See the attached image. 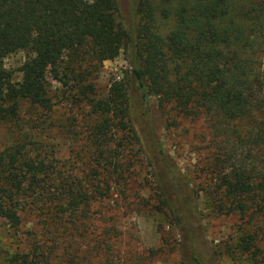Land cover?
I'll use <instances>...</instances> for the list:
<instances>
[{"label":"trees","instance_id":"16d2710c","mask_svg":"<svg viewBox=\"0 0 264 264\" xmlns=\"http://www.w3.org/2000/svg\"><path fill=\"white\" fill-rule=\"evenodd\" d=\"M129 1L126 27L119 19L118 0H0V125L23 129L0 149V218L14 230L27 217L35 218L42 223V235L48 236L46 243L34 242L21 257H10L9 264H50L62 235L72 238L75 232L96 229L93 220L103 213L93 205H109L115 191H123L138 156L159 173L161 197L172 189L169 194L178 201V212L172 213L181 226H188L180 264H213L215 246L210 243L205 249L199 237L200 250L189 239L202 229L189 181L167 153L151 149L154 135L148 131L145 103L150 92L183 116H220L222 122L211 132L214 138L219 137L218 126L227 134L223 122L235 121V159L246 146L256 156L252 168L241 163L231 178L220 180L225 188L221 203L241 216L264 220V67L255 60L264 34V0ZM118 50L127 53L130 69L98 95L93 74L99 57ZM14 52L25 54L16 82L4 66ZM46 74L69 85L55 103ZM138 91L145 108L141 123L133 103ZM62 100L77 110L88 109L83 131L76 127L75 113L57 114L55 106ZM23 102L31 107L23 110ZM33 110L38 114H29ZM55 124L73 141L67 157L58 156L51 144ZM244 125L249 128L243 130ZM243 150L242 159L247 156ZM112 234H119L116 226L102 229L85 253L99 256L101 264H120L117 251H110ZM255 237L241 236L244 253L251 252ZM71 243L63 247L69 261ZM85 262L92 264L88 256ZM0 264H5L1 249Z\"/></svg>","mask_w":264,"mask_h":264},{"label":"rangeland","instance_id":"374dc122","mask_svg":"<svg viewBox=\"0 0 264 264\" xmlns=\"http://www.w3.org/2000/svg\"><path fill=\"white\" fill-rule=\"evenodd\" d=\"M91 2L92 0H86ZM120 21L126 27L130 20V1L118 0ZM97 73L93 74L96 94L104 95L111 83L123 79V76L130 69L127 61V53L123 50L102 55L99 57ZM255 60L264 67V34L262 38L261 51L256 54ZM25 61L23 52L10 53L4 59V66L12 73L13 81H20L21 74L19 69ZM47 83L50 87V96L53 102L66 93L68 89L67 80H52L46 74ZM68 86H67V85ZM141 92L138 91L134 97V113L141 123L144 118L145 108L140 107ZM145 103L148 108V131L154 135L151 140V149L156 151L162 149L170 157L172 165L179 170L189 181L193 198L197 203L200 212V227L190 233L191 241L195 242L196 248L199 237L206 243V248H210V243L215 246L213 264H264V220L257 216H241L235 212L234 208L227 207L221 199L223 198L224 187L221 179L231 178L235 169H241L240 164L245 163L247 168H252V159L256 155L248 151V146L239 148L237 159H235V121L233 125L230 121L223 122L229 131L220 130L219 137L214 138L213 125L221 121L220 116L211 113H201L196 115L183 116L177 109L171 106H164L157 93L146 94ZM20 107H31L29 103L23 102ZM59 116L75 113L76 127L81 128L85 123L84 116L88 109L77 110L70 102L62 100L56 105ZM73 107V111H71ZM81 107H83L81 105ZM24 111H22V114ZM38 114V111L29 112ZM212 115V116H210ZM82 118V119H81ZM222 122V121H221ZM85 126V125H84ZM55 124L52 134V142L58 156L67 157L71 154L73 146L71 137L63 132ZM234 128L231 132L230 130ZM248 125L243 126V130L248 129ZM11 127L9 124L0 125V149L10 143L11 138L16 137L23 131L19 127ZM83 131V128L80 129ZM217 133V132H216ZM233 149V150H232ZM247 155L243 158L244 150ZM229 150L227 154H223ZM262 164V162H261ZM259 166V165H258ZM81 170V168L79 169ZM126 185L121 188L122 192H116L111 196L109 205H93V210L102 212L96 215L100 221L95 222L96 227L90 228L86 232H75L72 238L64 237L59 240V248L55 249L49 257L50 264H89L85 262V256L91 259L92 264H101L100 257L89 252L85 253L87 247L91 248L97 237H100L102 229L109 225H114L119 234H112V249L110 251L119 255L120 264H180L182 246L188 226H181L173 215V211L178 212V201L174 195H170L167 189L166 196L161 197L159 185V173L149 168L145 161L140 157L134 158V165L127 175ZM121 193V194H119ZM220 199V204L218 202ZM166 201L167 206L164 202ZM148 204V205H146ZM218 205H226L220 210H215ZM158 208L161 210L157 211ZM219 209V208H218ZM112 217L113 221L108 218ZM89 222V221H88ZM107 224L104 225V223ZM90 224V222H89ZM199 224L194 225L198 227ZM94 226V225H93ZM42 223L35 218L27 217L18 230L10 228L4 219L0 218V249L2 250L5 264H9L10 257H21L26 254L34 242H44L48 236H43ZM61 233V230L58 232ZM116 233V232H115ZM253 234L256 237L251 252L244 253L241 250L242 235ZM84 235V236H83ZM67 238V239H66ZM65 241V242H64ZM72 241L70 248L73 249V258L68 260L63 252V247ZM50 242H47L49 245ZM204 250L203 247H201ZM200 249V250H201ZM151 255L147 259V253ZM16 257V258H17ZM144 259V262L142 258ZM139 260H138V259ZM147 259V260H146Z\"/></svg>","mask_w":264,"mask_h":264}]
</instances>
